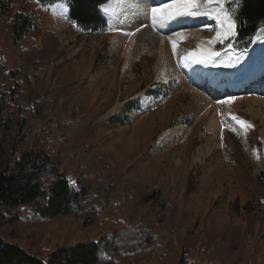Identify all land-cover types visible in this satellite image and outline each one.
<instances>
[{"label":"rangeland","instance_id":"374dc122","mask_svg":"<svg viewBox=\"0 0 264 264\" xmlns=\"http://www.w3.org/2000/svg\"><path fill=\"white\" fill-rule=\"evenodd\" d=\"M131 1L139 5L132 14H127L126 8L131 6L127 0L109 1L111 15H105L108 32L97 36L81 32L71 23L62 4L41 7L34 2L26 8L23 3L11 2L9 12L0 21V93L11 92L10 86L22 80L19 92L24 96L22 102L16 96L4 112L9 128L0 131V142L10 147L18 138L35 139L41 130L63 117L62 121L73 125L67 131L62 128L55 139L52 137L59 148H50L60 167L58 174H65L73 186L79 174L106 175L102 182L83 178L86 194L72 204L74 213L88 221L86 236L103 238L116 228V223H130L127 216L114 210L122 194L137 197L139 207L144 194L149 193V197L158 191L163 201L173 203V208L165 222L157 224L158 239L149 264H159L167 247L177 242L181 236L180 216L189 209L208 214L213 220L210 224L214 231L208 233L228 230L233 242L241 241L242 264H257L263 260L256 258L264 257V91L255 94L257 85L252 84L243 93L231 94L230 80L224 87L226 96L217 98L215 90L194 83L190 49L195 38L178 43L175 51L167 40L170 52L160 64L157 49L161 35L151 23V9L173 0H162L157 6L153 5L155 0ZM222 4L229 10L236 7L232 0H222ZM23 11L41 19L37 49L48 51L46 60L37 56L38 64L27 69V83L24 75H11L21 65L12 22L16 12ZM199 28L212 37L217 25ZM137 30L145 32L139 36L153 48L151 51L140 52L136 44L127 52ZM227 41L210 44L212 52H219V58H251L246 53L253 51L256 41L252 50L244 53L234 52L226 46ZM29 91L33 105L40 109L28 107L32 119L20 130L19 107H27ZM47 98L45 104L42 99ZM233 116L251 127H242ZM97 151L105 158L106 166L95 171L93 167H79L92 161ZM246 204L255 209L253 214H247ZM149 205L151 214L160 209L158 204ZM137 207L133 208L136 213ZM97 209L103 211L94 220L91 217ZM203 225L205 221L200 229ZM25 231L19 234L20 239L7 240L38 254L45 263L57 248L86 237L77 224L56 221L35 227L32 236ZM170 262L177 264V260Z\"/></svg>","mask_w":264,"mask_h":264},{"label":"trees","instance_id":"16d2710c","mask_svg":"<svg viewBox=\"0 0 264 264\" xmlns=\"http://www.w3.org/2000/svg\"><path fill=\"white\" fill-rule=\"evenodd\" d=\"M12 1L23 3L26 8L31 7V3L34 2L41 7L63 4L69 9L71 23L89 35H103L109 29L108 21L100 10L103 0H67V3L65 0H0V21L2 16L9 12ZM236 23L237 35L231 42L227 41V46L236 52L250 51L255 34L264 26V0H242ZM40 32L41 19L38 16L31 15L30 12H16L12 22V34L21 65L11 75L12 77L24 75L25 83L27 69L32 65L34 67L39 61L35 58L38 56L46 60L44 56H47L48 51L43 48L37 49L36 39ZM61 82L65 85V80ZM23 85L22 80H16V83L10 86L11 92L0 93V131L8 130L9 122L4 112L10 102H15L16 96L17 101L22 102L24 93L19 90ZM29 93L27 107L22 105L19 107L21 111L18 124L22 127L20 130L25 129L24 127L30 123V118L32 119L33 115L28 107L34 111L40 109L33 105L35 103L33 98L31 101V92ZM42 100L47 104L49 98ZM63 119L57 118L49 128L41 130L35 139L18 138L10 147H5L0 142V264H149V258L155 250L154 242L158 239L157 224L165 222L164 218L172 210L173 203L163 201L156 191L149 197V193L144 194L137 207L139 201L137 197L122 194L114 210L127 216L130 223L128 225L116 223V228L103 238L86 236L88 221L74 213L72 204L86 194L87 186L83 178L90 180L96 178V182H102L106 175L96 172L95 175L83 177L82 173L73 186L65 174H58L60 167L52 158L50 150L59 148L52 143V137L62 128L67 131L73 125V122H64ZM4 148L9 150L6 151ZM99 153L97 151L93 155L91 163L79 164V167L81 165L86 168L93 167L95 171L106 166L105 158ZM54 174H57L55 178ZM149 204L152 207L155 205L157 207V204L160 206L157 207L160 209L156 210V214H151ZM135 206L138 208L137 213L133 209ZM245 208L249 215L255 210L250 208L249 204H246ZM101 211L103 209L94 212L91 218L99 219ZM54 221L75 223L86 237L57 248L47 257V263L38 254L12 241L21 238L19 235L21 231L26 230L25 232L32 236L35 227ZM204 221L205 225L200 229V224ZM210 222L213 220H209L208 214L200 215L194 209L183 211L180 216L181 236L176 243L167 247L159 264H170L171 260H177V264H242L241 241L233 242L235 239L228 230L217 234L208 233L214 231ZM193 224L195 227L191 229ZM7 237H11L12 240H7ZM260 258L258 256L256 260L263 261L257 264H264V257Z\"/></svg>","mask_w":264,"mask_h":264},{"label":"bare ground","instance_id":"6f19581e","mask_svg":"<svg viewBox=\"0 0 264 264\" xmlns=\"http://www.w3.org/2000/svg\"><path fill=\"white\" fill-rule=\"evenodd\" d=\"M155 1L156 3L153 4L154 6L162 4V0H155ZM127 2L131 4L129 8H126L127 14L129 13L132 14L133 11L139 7V5L136 2H132L131 0H127ZM143 7L144 5H141L140 9H142ZM159 7L160 6L156 8ZM210 7L216 8L217 0H213V4L210 5ZM151 23L153 24V22ZM215 24L217 25V29L215 34L212 35V37L211 35L210 37H208L205 34V32L201 30L202 28H199V27L209 28V27H213ZM153 26L157 29V31L161 35V40H158L159 44L157 49V52L158 51L160 52V57H159L160 64L165 62L164 60L167 58L170 52L168 51V47H167L168 41H170L172 48L173 45L176 43L175 44L176 45L175 50H176V48H178L177 47L178 43H182L185 40L190 41L191 38H195V42H194L195 45L190 49V58H191V54L194 53L200 54L201 57L206 58L208 52L209 51L212 52L208 41H212V40L215 41L217 32L221 30L220 27L218 26V22L215 19H212L210 16H195V17L181 16L171 21L161 22L156 25L153 24ZM140 33L144 34L145 32L139 30L138 32L132 35L129 44L126 48L127 52H130L134 47V45L136 44H139L140 52L146 49L150 51L153 49V48L151 49L150 45L146 43L147 41L142 38V35L139 36ZM147 34L148 33L146 32L144 37H146ZM246 54L247 55L249 54L251 58L246 59L245 55H241V56L238 55L239 60L237 61L235 55L234 58H231V56L227 55V56H222L221 58L216 57L215 63H211V62L208 64L193 63L195 65V71L193 72L194 83H199L203 85V87L206 89L215 90L217 92V96H216L217 98H222L226 96L227 93L224 87L226 82L230 80H232V85L230 86L231 91L229 92L231 94L243 93L252 84L257 85L254 88L256 89L255 94L262 93L264 91V39L256 41L253 51ZM228 60H230V62L234 65L230 69L221 66L223 64H226ZM260 77L261 79H259Z\"/></svg>","mask_w":264,"mask_h":264},{"label":"snow or ice","instance_id":"6c2138e0","mask_svg":"<svg viewBox=\"0 0 264 264\" xmlns=\"http://www.w3.org/2000/svg\"><path fill=\"white\" fill-rule=\"evenodd\" d=\"M67 3V0H65ZM109 0H103V6L101 7V11L106 16H110L111 12L109 7H107ZM213 4V0H206V2L202 3L201 0H173L170 4H165L159 8H152V22L154 25L167 22L176 19L181 16L195 17V16H210L212 19H215L218 22V26L220 27V31L217 32L215 41H208L209 44L215 43L217 41L229 40L231 42L232 39H235L237 35V23L236 20L238 18V9L242 5V0H232V4L236 7L225 9L222 4V0H217V7L212 8L210 5ZM260 36L264 37V28L260 29ZM173 50L175 51V44L173 45ZM219 52H208L207 57H201L200 54H191V63L195 64H208L215 63V58L219 57ZM189 58L185 57L187 61ZM239 57H237V61ZM185 66H188V63H185ZM223 67H232L234 66L231 63H226L221 65ZM229 101H221V103H230ZM233 120H237V122L244 128L251 127V125L247 124L243 120H239L237 117L233 116Z\"/></svg>","mask_w":264,"mask_h":264},{"label":"water","instance_id":"95a60500","mask_svg":"<svg viewBox=\"0 0 264 264\" xmlns=\"http://www.w3.org/2000/svg\"><path fill=\"white\" fill-rule=\"evenodd\" d=\"M261 28H264V26L263 27H261ZM260 28V29H261ZM260 29H259V31L256 33V35H255V38L257 39V40H259V39H263L264 37H261L260 36Z\"/></svg>","mask_w":264,"mask_h":264}]
</instances>
